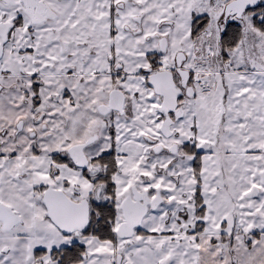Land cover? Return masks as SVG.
<instances>
[{
  "label": "snow or ice",
  "instance_id": "1",
  "mask_svg": "<svg viewBox=\"0 0 264 264\" xmlns=\"http://www.w3.org/2000/svg\"><path fill=\"white\" fill-rule=\"evenodd\" d=\"M0 264H264V0H0Z\"/></svg>",
  "mask_w": 264,
  "mask_h": 264
}]
</instances>
